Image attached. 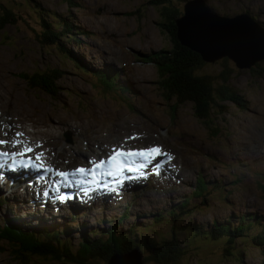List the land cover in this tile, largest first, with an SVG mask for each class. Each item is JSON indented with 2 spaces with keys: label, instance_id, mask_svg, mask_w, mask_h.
Returning <instances> with one entry per match:
<instances>
[{
  "label": "rangeland",
  "instance_id": "rangeland-1",
  "mask_svg": "<svg viewBox=\"0 0 264 264\" xmlns=\"http://www.w3.org/2000/svg\"><path fill=\"white\" fill-rule=\"evenodd\" d=\"M154 1L157 3L156 0H0L12 11L15 20L0 30V95L11 104H17L18 115L22 116L19 121L27 133L41 143V153H47L49 145H53L55 160L69 163L70 173L78 168L76 160L92 165L90 161L98 163L113 149H145L157 145L165 154L162 155L164 164L157 165L153 160L144 170L145 178L127 182L116 191L112 190L116 186L107 176L103 186L94 179L90 189L75 179L77 190L98 192L83 195L81 204H68L72 202L71 196L78 192H72L63 201L54 199V203L39 196L40 202L35 207H52V215L57 218L23 209H34L28 193L35 190L28 185L40 179L42 169H22L16 172L20 177L16 184L19 195L8 194L11 183L0 189V198H5L0 202V227L6 225L7 220L18 222V218H22L27 223V233L57 232L62 240L60 244L71 246L72 250L79 247L85 232L90 233L98 226L104 234L118 230L126 234L131 230L138 237L142 233L161 240L170 236L172 225L168 219L152 224L151 221L190 195L201 173L208 183H221L227 196L224 200L225 196L216 192L208 195L204 202L208 205L194 211L191 220L195 224L210 228L213 223L234 222L235 217L250 211L264 219V187L254 183L256 173L264 172V60L248 69H240L229 59L226 66L232 68L233 73L224 82L220 73L225 64L220 59L206 61L202 72L212 76L217 86L228 84L241 95L247 108H239L231 100H218L220 107L212 110L211 117L197 118L193 102L178 105L175 99L165 100L157 84L156 66L133 56L142 57L151 51L172 47V38L160 23L168 22L167 18ZM173 1L175 3L168 7L177 5L176 0ZM187 1L190 0H178L180 14ZM203 1L207 10L222 17L220 20L225 24L228 19L247 13L264 26V0ZM39 7V13L34 12ZM40 23L59 37V49L39 43L38 32L43 29ZM179 38L189 44L183 36ZM218 45L222 49L228 44ZM50 70L59 74L55 93L31 88L25 80L27 73L29 76ZM98 71L121 72L116 82L134 95L132 104H125L97 87L92 74ZM173 105L175 111L171 109ZM38 131H41L39 136L35 133ZM92 144L94 151L89 149ZM232 158L241 160L242 164L232 165ZM91 169H88L87 181L94 176ZM157 172L159 174H155ZM3 181L0 174V186ZM107 182L112 186L108 194ZM199 202L195 199L192 204ZM57 213L62 216L58 217ZM119 219H122L121 224H118ZM186 223L187 220L182 225ZM177 236L179 241L185 238L184 233ZM212 242L201 238L187 246L180 244L187 252L179 264H264V247L251 239L238 237V248H234L233 253L226 251L224 239ZM14 249L17 246L7 244V240L0 241V264H22L21 260H16ZM36 259L41 264H53L35 257L29 258L27 264H34ZM90 264L100 263L91 260Z\"/></svg>",
  "mask_w": 264,
  "mask_h": 264
},
{
  "label": "trees",
  "instance_id": "trees-1",
  "mask_svg": "<svg viewBox=\"0 0 264 264\" xmlns=\"http://www.w3.org/2000/svg\"><path fill=\"white\" fill-rule=\"evenodd\" d=\"M161 6V12L167 21H161L169 38H172V47L167 49H160L151 51L146 56H133L142 60L145 63L152 62L156 66L158 80L157 84L161 90L163 98L167 101L175 99V104H183L186 101L193 102L195 115L197 118L205 119L214 113L215 108L220 107L218 100H231L236 103L239 108L246 109L247 104L235 90L226 84V86H217L213 77L207 73H203L202 69L205 62L203 56L195 50L187 47L181 43L179 38V25L175 19L179 17L180 7L177 5L168 7L170 3H175L173 0H156ZM3 11L0 12V30L6 24L15 22L12 11L3 6ZM40 7L34 12L39 13ZM41 24V23H40ZM43 29L38 32L39 43L42 46H52L59 49L60 39L50 30L49 27L41 24ZM78 40V37H77ZM76 40V42H77ZM65 54L67 53L64 51ZM67 58V57H66ZM68 59V58H67ZM224 69L220 76L222 82L228 80L233 73V69L226 66L229 59L221 60ZM120 71V70H119ZM28 74V73H27ZM25 75V80L36 90L43 92L55 93L56 82L59 79V74L56 70L38 72L36 74ZM117 74L121 76V72H93L95 80L98 82L97 87H100L105 93L111 95L113 98L120 100L125 104H132L133 97H129V89L120 83L116 82ZM113 78V79H112ZM98 79H100L98 81ZM175 105L172 106V111ZM211 117V116H210ZM240 180V179H239ZM242 181V180H241ZM240 181V183H241ZM254 183L257 186L264 187V172L256 173ZM223 190V191H222ZM225 188L219 182L208 183L205 177L198 174L197 181L191 190L190 195L183 199L178 204L172 205L171 208L158 217H154L151 224L157 220H167L172 225L169 237H162L161 240H156L146 234H140L139 237L131 233L129 230L126 234L124 231H106L102 232V227H94L90 233H84L80 239V245L76 250H72L71 246L61 245L62 240L57 236V232H26L25 226L27 223L25 219L18 218V222L7 220L3 227H0V241L7 240V244L17 246L14 249L16 260H21L22 264H27L29 258L35 257L52 262L53 264H90L91 260H98L100 264H108L109 259L115 253H126L138 247L144 254L146 264H179L180 260L186 255V250L181 247L187 246L192 240L201 241L207 239L212 241H221L226 245L227 252H234V241L237 242L238 237L241 239L248 238L258 243V246L264 247V231H251L250 237L247 236V229L250 227L264 226V219L262 216L255 213L240 214V217L235 221L229 223H213L210 228L197 225L191 220L194 218V211L200 209L201 206L208 205L204 203L212 192L218 195H226ZM233 190L231 191V193ZM226 196L224 200H226ZM200 200V202L192 204L193 200ZM4 202L5 198L1 197ZM204 203V204H203ZM192 204V205H191ZM190 213V214H189ZM189 216L188 219H185ZM122 219L118 220L121 224ZM187 220V223L182 225ZM253 226H250V223ZM104 223V222H103ZM182 225V227H180ZM117 225L111 227L115 228ZM150 225H146L148 228ZM133 224L132 228H135ZM225 229V230H224ZM180 230V231H176ZM227 230V231H226ZM213 235H212V232ZM185 234V238L179 241L178 234ZM208 235V237H207ZM211 235V236H210ZM182 242V243H181ZM213 243V242H212ZM60 244V245H59ZM130 244V245H129ZM29 256V258L25 257ZM34 264H41L36 259Z\"/></svg>",
  "mask_w": 264,
  "mask_h": 264
},
{
  "label": "bare ground",
  "instance_id": "bare-ground-1",
  "mask_svg": "<svg viewBox=\"0 0 264 264\" xmlns=\"http://www.w3.org/2000/svg\"><path fill=\"white\" fill-rule=\"evenodd\" d=\"M4 5L2 3H0V12L3 11V7ZM254 20L256 21V23H259L261 27L264 28L263 24L261 22H259L257 19L254 18ZM236 22V20L234 21ZM179 34H184L185 35V25L182 24V22H180L179 24ZM225 33H229L227 28H223ZM248 39V42L250 41V44L253 46V47H262L263 43H264V36H260V37H255V36H250L247 38ZM55 57V56H54ZM56 58V57H55ZM55 60V59H54ZM53 61V60H52ZM261 62V61H260ZM259 63V62H258ZM60 66V64H59ZM131 77V76H130ZM113 79V78H112ZM117 83V82H115ZM136 93V92H135ZM132 96H134L132 94ZM5 99V100H4ZM4 101V103H3ZM133 102V101H132ZM137 102V101H136ZM0 103H2V108L0 109V140H4V141H8L9 143L7 144H3V145H0V151L2 152H8V153H11V152H24L25 151V148H31L33 149L32 152L30 153H27V155L33 157V163H40L43 165V167L41 168L42 169V175L40 177V179H38L35 183H32V184H29V188L32 189L33 191L35 190V192H32V193H28V195L31 197V201H33L32 203L34 204L33 207L34 209L33 210H30L28 208H25L23 207L24 210H26L27 212H34V213H37L39 215H51L53 218H57L55 217L53 212H52V207L50 208H45V209H38V207H35V204H39L40 202V197L43 196V198H45L46 201H50V203H54V197L57 194V192H60V193H66L67 195V198H68V195L72 194V192H78V193H75L71 196L70 198V203L68 204H81L80 202L83 200V195H87L89 193H98V192H94V191H73L72 189V186L69 185L66 181L67 179H64L62 177H60L57 173V171H60V172H71V170H69V167H72L70 166L69 163H66V164H62L61 162L55 160L56 157H55V151L56 149L54 148L53 145H49V149H48V152L47 153H44L43 152V155L40 159V161H36L35 160V156L36 154L38 153H41V149H40V145L41 143L36 141L34 139L35 136H33L32 134H28L26 129L24 128V125L21 124V122L19 121L21 115H18L19 113L17 112V104H11L5 97L4 95H0ZM22 117V116H21ZM25 118V117H24ZM30 121V120H29ZM23 122V121H22ZM78 124V123H77ZM121 124V123H120ZM119 124V125H120ZM125 124V123H124ZM139 125V124H138ZM34 126V125H33ZM141 126V124H140ZM80 127V126H79ZM120 127V126H119ZM33 128V127H32ZM134 129V128H133ZM34 131V130H33ZM36 131V130H35ZM130 131V130H128ZM149 132V131H148ZM17 133H20L21 135L17 136ZM37 136L41 135V131H38V132H35ZM97 133V132H96ZM146 133V132H145ZM145 135V134H144ZM94 136V135H93ZM141 136V135H140ZM146 136V135H145ZM151 136V135H150ZM159 136V135H158ZM142 137V136H141ZM52 138V137H51ZM150 139V138H149ZM99 140H102V139H99ZM120 140V139H119ZM143 140V139H142ZM148 140V139H147ZM160 140V138H159ZM16 141H19V143L16 144V146L14 147L13 146V142H16ZM97 141V140H96ZM123 141V139H122ZM101 142V141H100ZM108 142V140H107ZM111 142V141H110ZM109 142V143H110ZM120 142V141H119ZM121 143V142H120ZM99 144V143H98ZM111 144V143H110ZM145 144V143H144ZM147 144V143H146ZM22 145V146H21ZM101 145V144H100ZM115 145V144H114ZM21 146V147H19ZM95 145L92 144L89 146V149L91 151H94V147ZM148 146V145H147ZM103 147V146H102ZM107 147V146H105ZM149 147H159L157 145H151ZM149 147H146L145 149L149 148ZM104 148V147H103ZM160 148V147H159ZM192 148V147H191ZM133 149V148H131ZM44 151V149H42ZM179 152V151H178ZM177 152V153H178ZM103 154V153H102ZM105 154V153H104ZM63 156V155H62ZM103 156V155H102ZM105 156V155H104ZM108 156L109 154L104 157V158H101L102 160L106 161L108 160ZM163 156H157L156 159L154 160V162L157 164V165H161L163 163ZM64 158V157H63ZM91 158V157H90ZM95 158V157H94ZM160 158L162 159V162L160 161ZM16 159H21V157H17ZM61 159V158H60ZM69 159V158H68ZM74 159V158H73ZM72 159V160H73ZM185 159V158H184ZM187 159V158H186ZM62 160V159H61ZM70 160V159H69ZM79 160V159H78ZM78 160H76V166L78 168L75 169V172L77 169H80V168H85V169H91L94 165H87L86 162L85 163H80V162H77ZM186 161V160H185ZM190 161V160H189ZM188 161V162H189ZM97 162V161H96ZM176 162V161H175ZM187 162V161H186ZM230 163L232 165H236V166H240L242 164L241 160L237 159V158H233L230 160ZM73 164V163H71ZM164 164V163H163ZM184 164V162H183ZM191 164V163H190ZM196 164V163H195ZM245 164V163H244ZM186 165V164H185ZM184 165V166H185ZM193 165V164H191ZM247 165V164H246ZM107 163H105L104 167H107ZM245 167V166H244ZM15 168V170H13ZM52 169V171H47L45 169ZM194 168V167H193ZM22 169H25V168H21L19 167V165H13L12 164V160L11 158H5V159H0V174L2 175L4 181L3 183L6 181L8 184L11 183L10 185V190L8 191V194H12L15 192V194L12 196V197H16L17 196V192L16 190L18 189L17 188V182L19 180V176L16 175V172H19L20 170ZM163 169V168H162ZM191 170V169H190ZM240 170V169H239ZM99 171V170H98ZM179 172V171H178ZM181 172V171H180ZM184 171H182L181 173H183ZM189 172V171H188ZM59 173V172H58ZM190 173V172H189ZM244 173V172H243ZM20 175V174H19ZM25 175L27 176V172L24 173V178H25ZM183 175V174H182ZM192 175V174H191ZM69 176H71V174H69ZM81 176V174H80ZM90 176V175H89ZM97 177L98 176V173L96 174ZM152 176V175H151ZM190 176V175H189ZM82 177V176H81ZM87 177V175H86ZM186 177V176H185ZM184 177V178H185ZM186 179V178H185ZM193 179V178H192ZM58 181L60 183L59 187L57 188L58 190H56L55 188H53V186H51V181ZM142 180V179H141ZM140 180V181H141ZM188 180V179H187ZM148 181V180H147ZM158 182V181H157ZM108 183V182H107ZM86 184V188L90 189L93 185L92 181H90V183L85 182ZM26 186V185H25ZM131 188V187H130ZM0 189H1V186H0ZM110 189H112V186L109 185L108 183V188H107V191L106 192L107 194L110 193ZM36 190H37V193L38 195H36ZM132 190V189H131ZM106 191V190H105ZM223 191V190H222ZM151 193V192H150ZM42 194V195H41ZM19 195V194H18ZM24 196L26 197L27 196V193L24 194ZM99 198H97V200H99ZM143 199V198H142ZM76 201V202H75ZM102 201H104V198H102ZM143 203V202H141ZM150 203V202H149ZM49 204V203H48ZM145 205V203H143ZM31 206V205H30ZM251 207V206H250ZM66 208V207H65ZM84 208V207H83ZM249 209V208H248ZM85 210V209H83ZM124 211L126 214H128V209L126 206H124ZM123 211V212H124ZM42 212V213H41ZM249 213L252 214V212L250 211ZM58 214V217H61L62 215L57 213ZM244 214V213H243ZM22 215V214H21ZM28 216V215H27ZM140 216V215H139ZM37 217V216H36ZM45 217V216H44ZM54 225V224H53ZM250 226H253V223L251 222L250 223ZM225 230V229H224ZM227 231V230H226ZM251 231H264V226H257V227H250L247 229V236L250 237L251 235ZM212 232V231H211ZM212 235H213V232H212ZM160 236V235H159ZM211 236V235H210ZM208 237V235H207ZM158 238V237H157ZM160 238V237H159ZM205 239V238H204ZM207 240V239H206ZM130 245V244H129ZM233 246L234 248H238V245H237V242L234 241L233 243Z\"/></svg>",
  "mask_w": 264,
  "mask_h": 264
},
{
  "label": "snow or ice",
  "instance_id": "snow-or-ice-1",
  "mask_svg": "<svg viewBox=\"0 0 264 264\" xmlns=\"http://www.w3.org/2000/svg\"><path fill=\"white\" fill-rule=\"evenodd\" d=\"M185 25V36L184 38L191 44H213L217 42H225L231 45L236 46L238 49L242 48L245 44L246 37L243 34V30L237 29L233 32L224 34V33H215L205 30L201 25H199L195 18L190 16L187 21L182 22ZM21 135L17 133V136ZM130 139H135L130 137ZM8 141L0 140V145L7 144ZM19 141L13 142L15 147ZM33 149L25 148L24 152H2L0 151V159L11 158L13 165H19L21 168H37L40 169L43 167L40 163H33V157L27 155V153L32 152ZM43 153H38L35 156L36 161H40ZM165 155L159 147H149L147 149H113L112 153L109 155V158L106 161L101 160L98 163L95 161H90L94 165L91 169L92 173H96L99 170L101 176H107L111 179L112 183L115 184L113 191H116L119 188H122L125 183L131 182L134 179H143L146 176L144 171L148 165L156 159L157 156ZM21 157V159H16ZM107 163V167H104ZM15 170V168L13 169ZM47 171H52V169H45ZM76 172H79L81 175H87L89 173L88 169L80 168ZM76 173H71L75 175ZM155 174H159L158 172ZM58 175L64 179H67L69 173L59 172ZM67 197L61 196L60 200H66Z\"/></svg>",
  "mask_w": 264,
  "mask_h": 264
},
{
  "label": "water",
  "instance_id": "water-1",
  "mask_svg": "<svg viewBox=\"0 0 264 264\" xmlns=\"http://www.w3.org/2000/svg\"><path fill=\"white\" fill-rule=\"evenodd\" d=\"M190 16L194 17L196 22L209 32L226 34L223 28H227L229 33L241 29L246 37L245 44L240 49L228 43L225 48L220 49L218 43L225 42L193 45L185 43L179 38L183 45L195 50L201 57L203 56L204 61L211 62L228 58L238 68L248 69L256 65L257 62L264 60V43L261 48L253 47L247 39L250 36H264V28L259 23H256L254 18L249 14L243 13L233 19H228L229 21L225 24L220 20L222 17H218L207 10L203 0H190L185 2L184 13L182 16L176 18L175 22L179 24L180 22L187 21ZM230 20H236V22ZM179 36L184 37L185 35L181 33ZM100 184H103V181ZM108 264H146V262L142 251L138 247H135L132 251L126 253H115L109 259Z\"/></svg>",
  "mask_w": 264,
  "mask_h": 264
},
{
  "label": "clouds",
  "instance_id": "clouds-1",
  "mask_svg": "<svg viewBox=\"0 0 264 264\" xmlns=\"http://www.w3.org/2000/svg\"><path fill=\"white\" fill-rule=\"evenodd\" d=\"M224 59V58H223ZM222 60V59H221Z\"/></svg>",
  "mask_w": 264,
  "mask_h": 264
}]
</instances>
